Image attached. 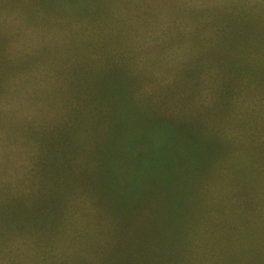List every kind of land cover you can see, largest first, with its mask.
I'll list each match as a JSON object with an SVG mask.
<instances>
[{
	"label": "rangeland",
	"instance_id": "rangeland-1",
	"mask_svg": "<svg viewBox=\"0 0 264 264\" xmlns=\"http://www.w3.org/2000/svg\"><path fill=\"white\" fill-rule=\"evenodd\" d=\"M242 43L264 53V30L237 25L207 54L227 73L215 111L216 133L209 132L201 114L171 115L163 99L141 110L134 101L141 81L114 62L99 74L76 69L75 97L79 105L87 100L82 113L80 106L55 128L58 133L53 129L34 134L42 149L39 192L11 201L0 209V220L19 231L33 227L45 245L63 242L70 252H65L62 264H264V114L255 110L264 106V68L255 72V108L238 113L231 106L236 80L250 68L228 60L230 49ZM199 71H189L187 80H195ZM173 94L165 90L161 96ZM90 102H106L107 119L116 113L115 120L139 131L137 152L116 150L129 161L127 166L137 157L140 175H145L137 186L124 176V169L115 173L118 163L112 154L100 161L93 155L97 133L90 117L98 108L92 112L86 105ZM150 129L156 133L147 132ZM82 131L92 136L87 151L78 140ZM99 131L107 134L109 129ZM232 132L235 136L228 139ZM199 172L195 187L187 183L183 190L181 182ZM53 175L56 185L50 184ZM96 186L107 193L94 195ZM179 190L185 200L165 198ZM51 198L56 217L48 219ZM184 214L191 220L183 226ZM89 255L94 259L85 258Z\"/></svg>",
	"mask_w": 264,
	"mask_h": 264
},
{
	"label": "clouds",
	"instance_id": "clouds-1",
	"mask_svg": "<svg viewBox=\"0 0 264 264\" xmlns=\"http://www.w3.org/2000/svg\"><path fill=\"white\" fill-rule=\"evenodd\" d=\"M237 25L264 30V0H0V209L39 192L42 149L34 134L63 125L80 107V67L99 74L114 62L141 81L134 93L141 110L163 99L171 115L201 114L216 133L227 73L207 54ZM241 61L250 71L236 80L231 106L238 113L255 108L264 53L242 43L228 62ZM165 90L174 94L162 97ZM255 110L264 114V106ZM78 140L87 151L90 131ZM65 252L61 241L43 244L31 226L19 231L0 220V264H62Z\"/></svg>",
	"mask_w": 264,
	"mask_h": 264
},
{
	"label": "trees",
	"instance_id": "trees-1",
	"mask_svg": "<svg viewBox=\"0 0 264 264\" xmlns=\"http://www.w3.org/2000/svg\"><path fill=\"white\" fill-rule=\"evenodd\" d=\"M85 99H86V97L84 98V100L82 101V103L80 105L81 106V109H80L81 113H82V105H83V103L87 102V100L85 101ZM113 99L117 102V99H115V98H113ZM123 99L126 100V98H123ZM104 103H106V102H101L100 105L99 104L96 105V103H91V102L86 104V105H88V109L91 108L92 112H94V106L95 107L97 106V108H98V109H96L97 111L94 113V115L92 114L91 117H90V119L93 121L92 122V125H93V129L92 130L94 131V129H95V131L97 133V143L95 145V153L93 155L96 156L99 159V161H100V160L105 159V157L111 156V154H112L113 157H114L113 158L114 164L118 163V166L114 167L115 173H117L120 169H124V176L127 177L131 182H135V186H137V184L141 183V181H142L141 178L143 176H145V175H140L141 170H143V169L139 166L137 157L131 158L130 159V165L127 166L129 164V161L124 160L123 156L120 157L118 155V153L116 152V150L120 149V148H126L129 153L131 152V149L134 152H137L138 141L136 140V136H137V133H139V131L135 130V129L133 131L129 130L127 128L128 123H125L124 121H122V122L120 121L119 122V120H115V116H117L116 113H113L114 117H112V119H110V118L107 119L108 114L106 112V108H108L110 106L107 103H106L107 105H105ZM76 121H77V119H75L74 123H72V124L76 125L75 124ZM111 122H112V126L105 125V123L110 124ZM78 123H79V121H78ZM105 126H106V128L109 129L107 134L105 132H103V131H101V132L99 131V129H102ZM56 130L57 129H54V132L58 133V131H56ZM129 131H131V132H129ZM144 131H146V130H144ZM147 132L156 133V130L154 131V129H150V130H147ZM63 134H65L64 131H62L61 136ZM72 135L74 137L78 136L77 135V131H75V133L72 134ZM213 160H214V158L212 159V161ZM212 161L207 163V167L212 163ZM201 172H203V171H201ZM201 172L195 173L191 179H189V180H187L185 182L182 181L181 182V184H182L181 186L182 187L185 186V188L183 190L188 188L185 185L187 183H189L193 187H195L194 179H196V176H198ZM57 183L58 182L56 180V177L53 175L50 184H55L56 185ZM183 190H179L178 192H176L173 195L170 194V197H165V198L170 200V199H173L174 197H176V202H177V198L184 199L183 196H182ZM191 190H194V189H191ZM54 192H55V189L51 191V193H52L51 196L55 195ZM100 192L107 193V190L105 188L99 189L96 186V188H94V190L92 191V193L94 195L97 193L98 196H99ZM163 201L164 200H162L161 203ZM161 205H164V203H162ZM183 211L185 212L184 209H183ZM55 212L56 211H55V207H54V204H53V199L51 198V203L49 204V208H48V212H47L48 219L49 218L52 219V218L56 217ZM67 213L68 212H65V214H67ZM184 215H185V218L182 221L183 226L186 224V222H189L191 220V216H189V218H188V216L186 214H184Z\"/></svg>",
	"mask_w": 264,
	"mask_h": 264
}]
</instances>
